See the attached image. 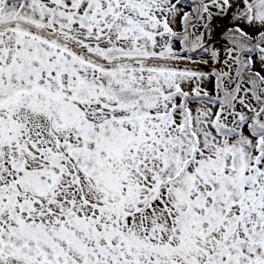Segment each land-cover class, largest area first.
<instances>
[{"label":"snow or ice","instance_id":"1","mask_svg":"<svg viewBox=\"0 0 264 264\" xmlns=\"http://www.w3.org/2000/svg\"><path fill=\"white\" fill-rule=\"evenodd\" d=\"M0 264H264V0H0Z\"/></svg>","mask_w":264,"mask_h":264}]
</instances>
